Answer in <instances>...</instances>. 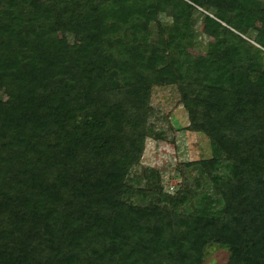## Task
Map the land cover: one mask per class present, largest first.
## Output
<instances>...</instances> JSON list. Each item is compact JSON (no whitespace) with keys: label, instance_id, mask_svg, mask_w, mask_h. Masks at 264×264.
Listing matches in <instances>:
<instances>
[{"label":"trees","instance_id":"16d2710c","mask_svg":"<svg viewBox=\"0 0 264 264\" xmlns=\"http://www.w3.org/2000/svg\"><path fill=\"white\" fill-rule=\"evenodd\" d=\"M157 85L210 140L195 209L132 175ZM211 246L264 264V0H0V264H204Z\"/></svg>","mask_w":264,"mask_h":264},{"label":"rangeland","instance_id":"374dc122","mask_svg":"<svg viewBox=\"0 0 264 264\" xmlns=\"http://www.w3.org/2000/svg\"><path fill=\"white\" fill-rule=\"evenodd\" d=\"M205 13L197 15L194 25L201 47L186 48V51L195 55H204L203 43L211 39L207 34L208 26L203 20ZM254 28L257 31L260 23L256 22ZM73 41L78 42L77 39ZM150 105L152 134L146 138L142 157L139 164L133 167L132 175L139 176L146 173V169L156 170L163 191L172 196L186 193L188 199L184 206L195 209L201 193L215 194L207 176L188 163L213 156L210 140L201 132L188 130V114L175 85L153 86ZM227 260V249L211 246L207 249L204 264H226Z\"/></svg>","mask_w":264,"mask_h":264}]
</instances>
